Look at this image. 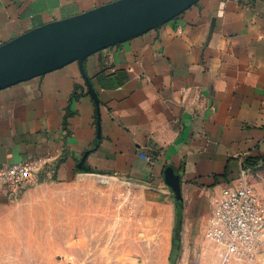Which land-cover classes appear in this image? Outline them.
<instances>
[{"label":"crops","instance_id":"0c3cea01","mask_svg":"<svg viewBox=\"0 0 264 264\" xmlns=\"http://www.w3.org/2000/svg\"><path fill=\"white\" fill-rule=\"evenodd\" d=\"M111 1L0 0V44ZM248 157L264 164V0H199L82 65L0 89V165L42 160L38 181L20 192L0 181V235L63 240L66 255L88 264L89 243L119 241L131 207L145 232L158 214L167 264L171 254L174 264L214 255L219 264L215 245L204 252L187 248L188 239L205 236L223 185ZM167 170L182 203L176 253Z\"/></svg>","mask_w":264,"mask_h":264},{"label":"water","instance_id":"95a60500","mask_svg":"<svg viewBox=\"0 0 264 264\" xmlns=\"http://www.w3.org/2000/svg\"><path fill=\"white\" fill-rule=\"evenodd\" d=\"M199 0H113L31 28L0 44V89L43 75L172 20ZM89 91L97 95L85 75ZM85 156L79 166L83 164ZM177 207L178 178L166 171Z\"/></svg>","mask_w":264,"mask_h":264},{"label":"rangeland","instance_id":"374dc122","mask_svg":"<svg viewBox=\"0 0 264 264\" xmlns=\"http://www.w3.org/2000/svg\"><path fill=\"white\" fill-rule=\"evenodd\" d=\"M253 181L264 199V167L261 168L258 174L254 175ZM123 209L126 214L120 216L122 238L119 241L110 239L91 241L86 254L87 258H83L84 263L167 264L170 238L163 230L158 214L152 216L150 231L149 225H146L145 232L144 225L139 220L138 215L133 214V209L131 207ZM11 220L16 223V214L11 215ZM9 226L11 227L9 232L13 230V227H16L14 224H9ZM192 242L189 238L187 248H202L204 252L209 249L214 252V244L207 240L205 236L198 241L197 245ZM65 247V241L63 240L23 239L22 237L17 238L15 232L9 233L5 239L1 238L0 235V264H79L80 261L76 257L66 255ZM256 258L258 264H264V249L257 253ZM207 259L208 264H218L215 255L214 258L211 256ZM230 264H239V262Z\"/></svg>","mask_w":264,"mask_h":264},{"label":"built area","instance_id":"2783aa9c","mask_svg":"<svg viewBox=\"0 0 264 264\" xmlns=\"http://www.w3.org/2000/svg\"><path fill=\"white\" fill-rule=\"evenodd\" d=\"M41 165V159L1 164L0 181L10 192H20L38 181ZM253 177V170L242 164L239 175L223 185L207 218L205 237L218 248L220 264H258L264 244V199Z\"/></svg>","mask_w":264,"mask_h":264},{"label":"trees","instance_id":"16d2710c","mask_svg":"<svg viewBox=\"0 0 264 264\" xmlns=\"http://www.w3.org/2000/svg\"><path fill=\"white\" fill-rule=\"evenodd\" d=\"M245 165L250 167L253 170V172H258L261 170L262 167H264V164H262L260 167H257L259 166L258 160L250 157H248L245 160ZM181 214H182V203L180 204L179 207H177V204L175 202V228L173 232V244H172V251L175 253L178 252L180 248L179 229L181 226ZM170 258H171V264H174V256L172 257V254Z\"/></svg>","mask_w":264,"mask_h":264}]
</instances>
